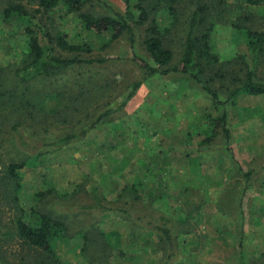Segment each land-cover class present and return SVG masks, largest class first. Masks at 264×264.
Segmentation results:
<instances>
[{"label":"rangeland","instance_id":"rangeland-1","mask_svg":"<svg viewBox=\"0 0 264 264\" xmlns=\"http://www.w3.org/2000/svg\"><path fill=\"white\" fill-rule=\"evenodd\" d=\"M139 2L100 0L87 6L85 11L114 16L124 14L130 7L139 16ZM12 5H22L32 13L42 10L29 0H0V68L3 70L0 77V264H31L35 253L19 239L15 222L24 217L26 222L35 224L38 220L35 212L66 224L65 238L53 243L61 264L163 262L161 254L148 256L137 251L142 239L138 238L133 246L129 245L127 236L133 228L141 225L118 213L99 211L95 207L92 187H101L104 204L126 207L124 203L116 202V191H120L130 178L129 170L125 171V177H122L121 170L130 160L143 155V142L137 140L140 124L146 126L150 134L156 133L154 138L162 142L165 149L174 145L182 147L191 128L195 127L199 132L207 129L210 125L208 119L218 118L224 112L228 115L232 132L230 148L233 155L225 150L226 140L220 135L203 153L202 159L215 182H219V176L225 179L224 190L230 187L237 190L236 201L232 197V204L230 207L226 205V215H223L217 200L220 196H227L215 192L217 186H213L212 201L200 208V215L195 214L198 226L195 235L187 238L189 249L186 251L180 246L177 257L163 264H241L243 255L253 258L254 254L257 264H264V95L239 93L229 100L231 92L241 86L250 70L255 71L257 81L264 83V49L255 60L250 39L243 29L239 31L233 27L240 24L252 30H264V4L249 8L245 0H178L174 6L179 9V20L170 27L171 19L164 0H148L146 6L150 10V19L139 30L134 49L145 58L149 55L142 42L152 20L156 18L163 26L171 28L165 36V45L175 54L176 62L184 49L192 12L201 7L206 10L203 18L207 21L200 30L204 32L212 27L211 45L220 63L225 65L222 66L225 78L214 75L220 65L213 71L210 69L207 75L209 80L213 78L209 85L216 90L220 104H216L200 84L187 76L156 75L145 80L127 107L111 117L102 128L61 149L43 145L79 131L100 113L119 107L131 91V85L143 80L145 74L132 61L135 51L127 40L121 39L107 46L110 34L97 37L88 33L76 14H69L66 7L60 6L46 14H36L33 19L31 27L38 32L41 44L48 49L50 43L46 33L62 32L71 42L90 44L95 58L111 59L105 65L75 66L57 78L27 84L20 82L19 69L23 68L27 55L24 29L29 23L16 17L5 18L4 11ZM150 63L155 66L152 61ZM31 101L33 104H29ZM41 101L44 109L39 110L37 107ZM51 108L60 109L63 115L48 114ZM17 124L28 141L40 146L42 154L38 166L30 165L19 172L21 188L18 190L13 183V187L8 185L7 168L12 163L27 161L31 156L13 131ZM116 125H123L124 130L129 128L133 135L124 131L118 136L114 129ZM111 132L117 138L115 143H126L109 152L108 160L101 159L110 167L106 174L97 168L96 161L100 156L95 149L97 144L110 140ZM202 138L198 137L194 142L198 143ZM237 165L244 173L251 172L248 181L243 173L238 172ZM110 172L112 176H109ZM103 181L108 185L103 187ZM153 208L157 206L146 208L139 205L134 211L146 217L155 213ZM242 213L243 219L239 218ZM242 227L245 235L241 234ZM96 229L106 232L111 240L108 245L98 233L97 237L90 235L95 234ZM116 230L122 233L120 245L116 236H110ZM90 237L92 241H87L86 238Z\"/></svg>","mask_w":264,"mask_h":264},{"label":"trees","instance_id":"trees-1","mask_svg":"<svg viewBox=\"0 0 264 264\" xmlns=\"http://www.w3.org/2000/svg\"><path fill=\"white\" fill-rule=\"evenodd\" d=\"M29 1L37 3L42 10L32 13L22 5H12L4 11L6 19L16 17L29 23L24 29L27 37V55L23 68L19 69V80L25 84L41 79L57 78L78 65H105L111 59L106 57L95 58L93 56L94 50L90 44L71 42L67 39V35L62 32H57L55 35L47 32L46 36L49 38L50 44L48 49L45 48L41 44L38 32L31 27L36 14H41L42 12L46 14L60 6H64L69 14L77 15L81 25L88 33H94L97 37L110 34L111 37L106 43L107 46L118 40L125 39L130 43L133 52L137 44L139 30L150 19V10L146 6L148 0H140L137 5L139 16L130 7L124 14H115L114 16L94 15L85 11L87 6L93 5L94 1L100 0ZM177 1L164 0L166 10L171 19L170 27H174L179 20V9L174 6ZM245 2L249 8L264 4V0H245ZM205 13L206 10L202 7L192 12L184 49L176 62L175 54L165 45V36L170 33L171 28L163 26L156 18L152 20V23L146 29L142 42V47L149 55L148 58L138 55L136 51L132 55V61L145 74L144 79L131 85V91L119 107L100 113L86 127L79 131L70 132L56 142L44 144L43 146L61 149L86 138L94 130L102 128L104 124L109 122L111 117L122 112L127 107L128 103L135 98L145 80L156 75L181 74L187 76L200 84L203 90L212 96L216 104H220L216 90L209 85V81L213 78L209 80L207 75H209L210 69L213 71L220 65L219 70L214 75L215 77L225 78L226 74L222 73V66L225 65L220 63L219 56L211 45L212 27L207 28L204 32L200 30L207 21L206 18H203ZM233 27L239 31L244 30L245 35L251 41V51L255 55V60H257V54L264 49V30H252L240 24H234ZM2 75L3 70L0 68V77ZM239 93L249 96L264 95V83L257 81L255 71L250 70L247 72L246 79L241 86L231 92L229 100H232ZM29 104H33V101L29 102ZM42 104L43 101H41V105L37 109H44ZM50 113L55 117L63 115V111L57 108L48 110V114ZM208 124H210L209 127L200 132L195 127L191 128L192 130L185 139V146L177 147V145H174L166 149L162 142L154 138L156 133L150 134L146 126L143 124L139 125L137 140L143 142L144 150L141 148L143 155L137 160H130L128 165L121 170L122 177H125L127 175L125 171L129 170L130 178L125 181L126 185L120 191H116V202L124 203L126 207L119 208L104 204V198L100 193L101 187L99 185L92 187L91 192L96 201L95 207L99 211L105 214L118 213L124 216V219L133 220L136 224L141 225L139 228L132 229L130 236H127L128 243L133 246L136 239H142L138 252L148 256H156L158 254L164 256V261L156 264L170 263L177 257L180 246L186 251L189 249L187 247L189 244L187 238L195 235L196 227L198 226L195 214L201 212L199 211L201 210L200 208L212 201L210 196L214 189L213 186H217L214 190L215 192L219 191L217 193L221 195L224 193L227 196V198L220 196L217 200L218 209L223 215H226V205L230 207L232 204V197L236 201L237 190H234V187L224 190L225 179L219 176V182H215L214 175L207 172L206 167H204L205 162L202 159L203 153L210 149V145L220 135L224 136L226 140L225 150L233 155L230 148L232 132L228 126L227 113L224 112L215 119L210 117ZM20 128L17 124L13 127V131L17 134L20 145L25 148L23 149L31 157L27 161L12 163L7 168L8 175L6 180L8 185L13 187V183L16 190L21 188L19 172L30 165L33 167L38 166L40 163L39 159L42 157L39 152L40 146L28 141L22 135ZM114 129L118 136H122L124 131L129 136L133 135L129 128L124 130L125 127L123 125H116ZM120 129L122 130L119 131ZM113 134L115 133L111 132L110 140L97 144L95 149V153L100 156L96 161L97 168L106 174L110 171V167H107L101 159L105 158V160H108L107 155L109 152L116 151L126 143H115L117 138L113 137ZM200 134H202V140L195 143L194 141L201 137ZM221 163L223 164V162ZM236 168L239 173H243L247 181L250 179L251 172L244 173L240 165H237ZM109 176H112V172H110ZM107 185L106 181H103V187ZM17 201L18 199L16 198ZM139 205L146 208L147 206H157V208H153L155 213H150L145 217L136 214L134 211ZM239 207H241L240 203ZM35 214H37L38 218L35 224L26 222L24 217H19L15 222L19 239L29 251L35 253L32 255L31 264H61L56 258L53 243L56 239L65 238V234L68 232L66 224L44 213L35 212ZM239 218L243 219V213ZM97 233L105 245L110 243L111 240H108L106 232L103 230L96 229L95 234L90 235L97 237ZM121 234L118 230L110 234V236L114 235L117 237L118 245H120L122 240ZM241 234L245 235L243 227L241 228ZM86 239L87 241L90 239L92 241L91 237ZM242 241L243 239H241V243ZM253 258H255V254ZM253 258L243 255L241 264H257V259Z\"/></svg>","mask_w":264,"mask_h":264}]
</instances>
